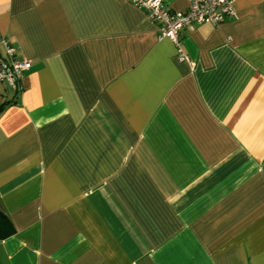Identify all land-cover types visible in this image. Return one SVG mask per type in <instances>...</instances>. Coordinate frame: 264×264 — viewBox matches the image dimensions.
Segmentation results:
<instances>
[{
  "label": "crops",
  "instance_id": "crops-1",
  "mask_svg": "<svg viewBox=\"0 0 264 264\" xmlns=\"http://www.w3.org/2000/svg\"><path fill=\"white\" fill-rule=\"evenodd\" d=\"M180 31L128 0H0V264H264V0ZM185 11L189 0H164Z\"/></svg>",
  "mask_w": 264,
  "mask_h": 264
},
{
  "label": "built area",
  "instance_id": "built-area-1",
  "mask_svg": "<svg viewBox=\"0 0 264 264\" xmlns=\"http://www.w3.org/2000/svg\"><path fill=\"white\" fill-rule=\"evenodd\" d=\"M143 8L150 19L158 24L162 36L169 37L177 46L178 57L188 60L182 48L180 31L184 28L194 29L197 25L210 23L219 25L228 18L236 17L234 0H189L187 10H172L164 0H128ZM6 57H0V82L16 91L22 90V79L32 67V62L16 56V48L8 38L1 39Z\"/></svg>",
  "mask_w": 264,
  "mask_h": 264
},
{
  "label": "trees",
  "instance_id": "trees-1",
  "mask_svg": "<svg viewBox=\"0 0 264 264\" xmlns=\"http://www.w3.org/2000/svg\"><path fill=\"white\" fill-rule=\"evenodd\" d=\"M9 102H2L0 104V114L5 109ZM16 232L11 220L0 210V239H5Z\"/></svg>",
  "mask_w": 264,
  "mask_h": 264
}]
</instances>
